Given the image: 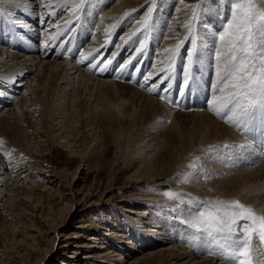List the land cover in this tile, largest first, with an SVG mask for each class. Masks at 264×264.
<instances>
[{"label": "bare ground", "instance_id": "bare-ground-1", "mask_svg": "<svg viewBox=\"0 0 264 264\" xmlns=\"http://www.w3.org/2000/svg\"><path fill=\"white\" fill-rule=\"evenodd\" d=\"M152 1L85 0V3L78 8L69 5L66 9H57L55 0H52V10L56 11V15L49 16V9L41 6L48 4L49 0H0V29L5 26L6 31L7 28L12 27L24 37L20 30L24 27L34 39L32 40L33 48L23 46L20 39H18L19 47H16L13 43H2L5 42L4 38H1L5 31L1 32L2 29L0 31V42L6 46L0 47V103L5 104L0 105V174L13 173L19 179L11 180L14 187L10 188L11 186H5V180L8 178H1L0 175V206H9V203L14 205L16 201L23 200L28 201L32 207L39 205L41 200L34 196H43V191L35 194V190L38 189L37 181L32 179L21 181L20 179L35 177L39 172H51L38 164H44L45 161L41 158L48 153V147L58 144L66 148L70 154L78 156L81 160L80 166L86 164L87 169L97 166L100 169H108L109 179L112 175L117 176L118 179L121 175H127V179L132 181L130 188L134 192L131 199L119 201L126 204L130 202L133 207H124L122 204L121 213L117 214L114 223L92 222L80 225L83 228L90 227L87 229L91 233L86 236L88 240L100 239L101 241L100 244L75 243L74 246L78 248L68 255L69 258L80 257L86 264H125L129 260L130 264H226V257L215 253H203V250L190 245L187 242L190 234L180 220L187 216L189 200L193 201L192 211L198 210L194 203L197 199L202 201L240 200L259 214H264V160L260 154L244 153L239 147V145L249 146L250 141L245 137L251 133L245 134L225 119L216 116L207 104L203 110L197 107L189 108L191 110L189 115L194 116L195 121L191 133L183 141L169 143L167 139L162 140L166 131L161 133L162 129L159 128L163 121L167 120L165 118L176 113V109L172 110L175 107L171 108L161 98L155 97L159 93L148 89L153 83L161 88L170 86L167 97H172L174 78L181 83L183 79L181 75L187 69V60L183 61V48L180 49L171 67L169 65L166 50L174 48L180 36L177 39L175 36L163 38L167 35V28L169 29V24L167 28L164 27L166 26L163 25L164 20H168V13L174 6H178L176 13L179 17L189 15L190 5L199 3V0H156L158 6L154 7L157 8L154 9L152 6L156 11L150 13L151 15L148 14L151 16L149 32L159 37L160 41H162V35L165 41L161 42L162 47L161 43L154 42L157 50L155 54L152 48L154 44L148 33L128 41L139 24V21L133 22L135 16ZM178 3L180 5H177ZM145 12L147 13L146 10ZM205 15V17L201 15L200 21L196 22L191 39L192 42L195 41V51H191L193 53L191 72L192 76H197L195 81H198L204 96H206V90L210 88V81L206 80L207 74L211 73L213 86L216 81L214 60L209 59L207 54L216 47L212 37L225 22L227 7L222 6L220 2L217 6L212 2L209 12ZM97 17L98 22L101 20L99 25L93 22ZM75 18H79L78 21L76 20L77 23L81 20L78 36L82 38L79 39H83V34L86 32L88 34L89 29L94 31L91 35L93 37L88 38L90 46L86 47L89 50L85 49L92 54L91 58L93 54L110 58L113 53H117L112 63L117 66L114 68L118 72L113 74L114 76L106 75L105 71H98L99 65L95 68L98 71L95 73L94 68L87 64L88 61L87 66L81 67L80 60L63 59L65 57L58 55L62 51L56 50L55 43L58 39L64 38L60 32H67L68 28L70 30L69 22L72 23ZM189 21L180 22L188 24ZM172 22L175 21L172 20ZM123 24L125 29H119ZM67 25L69 26L66 27ZM89 25H92L91 28ZM111 25L118 26L110 29L111 36L108 38L105 30ZM180 26L181 24L174 26L177 32L181 30ZM63 27H66V30L62 29ZM141 30L143 31V28ZM83 31L86 32L83 33ZM181 31L188 35V29L187 32L186 29ZM130 33L131 35L127 37ZM40 34L41 37L50 35L51 41L47 47L45 42L41 41ZM120 34L122 37L119 38ZM74 35L71 34V37L67 35L63 40V43L69 41L68 51L71 48L75 50ZM106 39H108L107 45H105ZM48 40L50 39L46 42ZM137 40H143V42L147 40L144 42L147 45L145 44L146 47L140 55H137L134 50L138 47ZM192 44L189 43L188 46ZM83 49L81 52H84ZM73 50L71 49V52ZM110 50L112 52L108 55ZM129 60L131 63L121 72L119 70L121 61L125 64ZM183 63L186 65L184 66ZM135 64H138V67ZM150 64L154 66L150 70L154 79L146 82L140 78L149 74L147 69H150ZM134 66H136L133 69L134 72H131ZM97 73L100 75L96 76ZM169 76L171 78L166 79ZM162 80L163 84H161ZM213 86L212 89L210 88L212 94ZM12 93L17 96L14 97ZM191 96L185 93L182 97L188 99ZM177 105L179 110L186 109L181 104L176 103ZM123 120L130 123L131 128L138 127L134 142L137 145H135L137 151L134 150V153L122 160H115L112 157L113 151L117 149L122 151L127 142L126 129L122 127ZM170 126L171 123L166 128ZM138 142H141L140 145ZM223 145H229V148L224 149ZM210 148L217 150L215 155L209 156ZM191 164H195L196 168H190ZM56 171L55 175H58L56 177L61 178L60 171ZM194 172L199 174L191 175ZM203 172L207 174L203 175ZM46 181L54 183L56 180L48 178ZM143 184H148V188L141 193L137 192L140 190L137 187ZM98 188L99 186L91 190V194H97ZM109 191H112V187H107L103 194ZM168 192H172L173 195H167ZM76 193L78 192H75L73 188H69L66 194L74 196ZM176 193L188 195L177 197ZM82 199L77 201V204L81 206L80 211L84 210L86 205L96 202L84 203ZM181 200L184 202L181 203ZM107 229L111 231L104 233L103 231ZM61 234L65 236V233ZM68 238L69 236L66 235L64 238L66 242L62 244V247L71 245L67 241ZM253 244L256 249L254 257L259 261L264 257V246L259 244L258 238H254ZM83 246L88 247V250L81 257L79 247ZM145 248L147 249L141 251Z\"/></svg>", "mask_w": 264, "mask_h": 264}, {"label": "rangeland", "instance_id": "rangeland-1", "mask_svg": "<svg viewBox=\"0 0 264 264\" xmlns=\"http://www.w3.org/2000/svg\"><path fill=\"white\" fill-rule=\"evenodd\" d=\"M182 1H184V0H182ZM186 1H188V0H186ZM212 2L216 3V6L220 2V4L222 6L227 7V15L225 17V20H226L230 15V9H231V5L233 3V0H231V1L230 0H225V1L224 0H218V1L207 0V3L205 5H203V11L200 14V16L201 15H203L204 17L206 16L205 14H207L209 12L210 7L212 5ZM227 2H228V4H227ZM229 2H230V4H229ZM155 3H156V0H153L152 2H149L148 5L146 4V7H145L146 9L144 8L143 11H140L139 14L136 15V16H140L141 18L135 16V19H134L135 22L137 23L139 21L137 29L143 28L142 25H143V22L145 20L144 17H146V15H147V17L149 16L148 15L149 14V12H148L149 8L148 7L150 6L152 8V6H153L154 9L157 8V7L156 8L154 7V6H158V4L156 3L157 5H155ZM197 3L198 2L191 4V5H195ZM199 3H200V0H199ZM177 5H180V3H178ZM174 7L171 9V12L168 13V16H167L168 20H167V18H166L167 21L164 20L163 25H166L164 27L167 28L169 26L170 30L167 28V30H166L167 35H164L163 38H166V37L171 38V36H175L177 39V37L180 36L179 37L180 39H178L179 41L176 43V45H177L180 41H182L187 36V33H182V31H181L182 29L183 30L186 29V32H187V28L185 27V25L187 23L186 22L181 23L180 21L191 20L190 18H191V13H192L193 9L190 7L191 13L189 15H186L187 17L186 16L179 17L178 14L176 13L178 6H176L175 8ZM258 7L260 9H264V0H258ZM153 8L151 9V10H153L151 12V14L156 11ZM145 10L147 11V13L145 12ZM143 15H145V16H143ZM81 18H83V17H81ZM184 18H187V19H184ZM78 19L75 18V19H73L72 23H71V21L69 22V25H71V26L67 25L66 27L69 26L70 30L68 28L67 32L64 31L66 33L60 32L61 36L63 35L62 38L64 37L63 40H65V36L68 35L71 37V34L73 36L76 33L75 34L76 36L74 35L75 41H76V37L78 36V34L80 32L79 27H80V22H81V20H80L77 23ZM170 19H172L175 22H172V20H170ZM98 20L99 19L97 17L96 20H94L93 22H95V23L97 22V24L99 25L101 20L99 22H98ZM199 21L200 20H198L197 22H199ZM73 24H79V26L73 25ZM177 24H179V25L181 24V26H180L181 30H178V32L174 28V26L176 27ZM73 26H74V28H73ZM122 26L119 29H125L124 24ZM66 27H63L62 29L66 30L65 29ZM164 27H163V29L165 31ZM4 28H5V26L1 27L2 31H1V29H0V31L1 32H3V30L5 31ZM72 28H73V30H72ZM62 29H61V31H62ZM75 29L76 30L79 29V30L76 31ZM137 29H135L133 32H136ZM172 30L174 31V35H173ZM88 31H89L88 33H90L89 37H87L88 36L87 32L85 31L86 34H83V33H85L83 31V33H82L83 39H79V38H82V36H80V35H79L80 37L78 36V38H77L79 41L84 43V49L83 48L82 49L84 50V52L86 54H84V52H81L82 49L80 48V50H79L80 52L78 51L77 53H75L74 54L75 57H74V55H73L74 50H73V48H71L73 50L72 51L73 53L71 52V49H69V51L67 50L68 51L67 54H65V53L63 54V52H62L61 54H58V55L65 57L63 59L68 58L71 60H80V53H83L86 56H87V54L89 55V53L86 52V50L87 49L89 50V48H87L88 46H90V45H88L89 44L88 42H90L89 39H91V37H93L91 35L94 34V31L92 32L90 29ZM123 31H121V33ZM68 32H69V34H68ZM152 34L153 33L149 34L151 37L150 39L153 41L152 44H154V42H155V44L163 42L164 39H162V35H161L162 41H160L159 37L157 38ZM176 34H177V36H176ZM45 35H47V33H45ZM130 35H131V33L129 35H127V37H129ZM149 35H148V37H149ZM49 36L41 37V34H40L41 41L46 42L47 39H50L47 42V44H48L51 41V37H49ZM152 36H154V37L152 38ZM46 37H48V38L46 39ZM118 37L119 38L122 37V34L118 35ZM154 38H157V39L154 40ZM84 39L86 40V42ZM147 40H145L144 42H147ZM187 41H189V42L184 43L185 45L187 44V46L184 45L185 47L184 46L182 47L184 50H182V48H181L182 51L186 52V53L183 52V54H184L183 56L185 57V58L183 57L184 62H185V60H187L188 52H190V53L193 52L192 51L193 48L191 47V46H193L192 40H187ZM116 42H117V40L115 39V44L117 45ZM149 43H148V47L150 45ZM189 43L192 45L188 46ZM155 44L152 47V48H154L153 51H155L154 54L157 51L155 49V47H156ZM162 45L163 44L161 43L160 46L162 47ZM2 46L6 47L4 44H2L0 42V47H2ZM74 49H75V47H74ZM112 49H114V47ZM111 52H112V50H110L108 55H110ZM211 54H212V52L207 54V57L209 56L208 58L213 60L212 59L213 56L211 57ZM93 55H94L93 58L98 57V55H96V54H93ZM108 55H107V57H109ZM70 56H71V58H70ZM77 58H79V59H77ZM89 61L93 62L94 60H92V58H90L88 60V63H87V61H85L84 64L81 63V65H79V66L85 67L84 65H86V66H87V64L91 65L92 62L90 63ZM121 62H123V61H121ZM141 63H142V60L140 62V65H141ZM135 65H138V64H135ZM183 65H184V63H183ZM185 65H186V63H185ZM112 67L114 70L112 69ZM114 67H117V66L115 64L110 65L108 70L109 71L113 70L114 71V72L112 71L113 74H116L118 72L115 71L116 68H114ZM149 67H150V69H147V70H149L148 72L150 73L151 68L154 66L150 64ZM108 70L105 71V74L107 73L106 75H109ZM93 71L95 73L98 72L95 68L93 69ZM183 71H184V69H183ZM148 72H146V73H148ZM97 74H96V76L100 75V73H97ZM181 76L183 78V74ZM207 76L209 79L207 78L206 80H210V85H212L211 84L212 78H210L211 73H208ZM143 77L144 76H142L140 79L142 80ZM193 77H195V79L197 78L196 75H194ZM182 80H181V83L179 84V86L181 85V88H182ZM174 82H175V78L173 80V84L176 86L177 84H175ZM214 86H215V83H214ZM214 86H213V89H214ZM162 88H168V86L167 87L165 86ZM195 88H196V84L195 85L193 84L192 85V92H194V91L196 92V90H194ZM172 90H174V89H171V91ZM185 93H187L188 95L191 96V93L190 94L188 92H185ZM12 94L14 95V97L17 96L14 93H12ZM209 94H210V92L208 93V95ZM210 96H209V98H210ZM155 97L160 99V94L155 95ZM201 97L203 99L205 97L204 94L201 93ZM1 99H3V98H1ZM208 99H207V101H208ZM15 100H17V99H15ZM162 101L164 103H167V105H169L171 108L175 107L172 110L176 109L175 110L176 113L169 116L168 118H165L167 120L163 121V123L161 125L162 128L161 127L159 128V129H162V131L160 130L161 133H164V131H166L165 134H163L162 140L167 139L169 143L181 142L191 133V129H192L193 123L195 121L194 116L189 115V113L191 111L190 109L187 110V108H186V109H180L179 110V108H178L179 105L176 106V104L174 102L170 103V102H167V100H165V101L162 100ZM0 105L3 106L5 104L0 103ZM198 107H197V109H199V110H201V109L203 110V108H204V106H200L202 108H198ZM180 111L183 114H181ZM122 122H123L122 127L126 129L127 142L124 144L122 151H120L119 149H117V151H113L112 157L115 160H117V159L122 160L124 157H128L129 154L131 155L132 153H134V150L137 151V148H135L136 144H134V142L136 141L135 135L137 133L138 127L132 126V128H131L130 123L125 122L124 120ZM170 123H171V126L169 128H166V127H168V125ZM153 131L157 132V130H153ZM158 134L156 136H158ZM245 139L248 141H251L254 139V136L251 133L250 135L246 136ZM140 143L141 142H138V145H140ZM131 146H133V148H131ZM41 160H44L45 162H44V164L39 163L38 166H43L41 168L46 169V170H51V172H43V173L39 172L38 174H40L41 176L36 174L35 177H27L28 179L27 178H21L20 179L21 181H23V180L28 181L31 179L33 181L34 180L37 181V183H38L37 188L38 189L35 190L36 191L35 194H38V192L43 191V196H41V197H39V196L37 197V195L34 196L36 199L38 198V200H41L40 203H38L39 205L32 207L28 201L23 200V201H18V202L16 201V203H15L16 205L15 204L11 205L9 203V206L8 205L7 206L6 205L0 206V210H1L0 211V228H1L0 229V264H64V263L72 264L73 262H74L73 264H75L76 262H77L76 264H86L85 260L80 258V257L74 258V259H71L68 257V255H71L73 253V250L75 248H78L74 245H76L80 242L86 243V244L94 243V242L99 243L101 240L100 239H97V241L88 240V238H86V236H88L91 233H89L87 231V229H89L90 227L83 228L80 225H85L86 223H92V222L93 223H99V224H101V223H103V224L104 223L105 224L114 223L115 218L117 217V214L121 213L120 212L121 206L124 205V207H127V206L133 207V205H130L131 204L130 202H128L127 204L124 202H119L120 200H127V199H131L133 197L134 192L132 191V188H130L132 181L130 179H127L128 178L127 175H121V178H119V179L117 178V176L112 175L113 179L112 178L109 179L108 169H100L99 166H97L96 168L93 167V168H88V169H87L86 164H82V166H80V161H81L80 158L78 156H74L73 154H70L66 150V148H63L62 146H60L58 144H54V145L49 146L48 147V153L46 154V156L42 157ZM93 160H94V158H93ZM262 160H264V158ZM54 168L56 170L60 171V175L61 174L63 175V176L62 175L60 176L61 178H57L58 175H55V172H57V171ZM238 171H240V170H238ZM206 174H207V172H203V175H206ZM0 175H1V178H6V179L8 178L7 180H5V182H6L5 186L6 185L11 186L10 188L14 187V185H12L13 181H11V180H19L15 177V175L13 173L0 174ZM11 177L13 179H11ZM48 178H51V180H53V181L56 180V181L54 183H49L46 181V179H48ZM206 180H208V178ZM44 184H46L47 186L44 187L43 186ZM97 186H99V188H98L99 192L97 194L92 195L91 190L93 191V189ZM107 187H109V188L112 187V191H109V192L103 194V191ZM69 188H73V190L75 192H78V193H76V195H74V196L66 194L69 192ZM137 188L140 189L137 192L141 193L148 188V184H143L141 186H138ZM44 190H45V192H44ZM80 198H83L82 200L84 201V203H90L91 201H96V202H93L92 204L86 205L85 209L80 211L81 206H79L77 204V201ZM141 199L143 200V198H141ZM144 200H146V199H144ZM1 201H4V200H1ZM71 207H74V208H71ZM70 209H73V210H70ZM69 210H70V212H68ZM127 214H130V213H127ZM1 225L3 227H1ZM59 225H61V226H59ZM55 229H57V230H55ZM110 231L111 230L107 229V230H104L103 232L108 233ZM60 233H65V236L66 235L69 236L67 241H69L71 243V245H69L67 247H62V244L65 243L66 241H64L65 236H62V234L60 235ZM74 235H75V237H74ZM79 249H80V256L82 257V255L84 253H86V251L88 250V247L83 246L82 248L79 247ZM146 249L147 248L142 249L141 251H144ZM48 252H49V254L43 260L44 256ZM125 264H130V260L128 262L126 261Z\"/></svg>", "mask_w": 264, "mask_h": 264}, {"label": "snow or ice", "instance_id": "snow-or-ice-1", "mask_svg": "<svg viewBox=\"0 0 264 264\" xmlns=\"http://www.w3.org/2000/svg\"><path fill=\"white\" fill-rule=\"evenodd\" d=\"M83 3L85 0H55V8L66 9L69 5L78 8ZM206 3L207 0H200V3L190 5L193 9L191 20L185 25L188 35L174 48L166 50L170 67L184 43L192 39L194 26ZM41 6L49 9V16L56 15V11L52 10V0ZM148 12L151 13V8ZM149 20L150 15L143 22V31L137 29L128 41L138 35L150 34ZM117 26H109V29L105 30L106 37L110 38V29H115ZM212 38L216 42V47L212 49L216 81L213 94L207 101L208 107L216 116L225 119L245 134L253 133L257 128L264 134V9L258 7V0H233L229 17ZM136 42L138 47L134 50L137 55H140L145 44L143 40ZM107 43L108 39L105 40V45ZM45 47H47V42H45ZM194 51L195 41H193ZM116 55L117 53H113L110 58L103 56L92 58L94 62L91 66L97 68L99 65L98 71H107ZM91 57V53L87 56L81 53L79 62L84 63ZM130 63L131 60L121 64L119 70L124 71ZM192 65L193 53H189L187 69L183 73L182 89L178 93L180 96L185 95L186 91L191 93L193 84L199 87L198 82L192 76ZM170 78V76L166 77V79ZM143 79L147 82L154 77L152 73H149ZM163 83L162 80L161 84ZM148 90L162 93L160 98L171 102L167 97L170 86L161 88L153 83ZM222 147L228 149L229 145ZM239 147L244 149L247 146L239 145ZM216 152V149L210 148L208 154L211 156ZM189 167L195 169L196 165L191 164ZM197 174L199 173L194 172L191 175ZM167 195L172 196L173 193L168 192ZM175 195L184 197L188 194L176 193ZM192 203L193 201L189 200L190 207L187 216L180 220L190 234L187 241L190 245L203 250V253H215L226 257V264H264V257L259 261L254 257L256 249L253 244L254 238H258L259 244L264 246V214H259L240 200L202 201L197 199L194 201L198 209L196 211H192Z\"/></svg>", "mask_w": 264, "mask_h": 264}]
</instances>
